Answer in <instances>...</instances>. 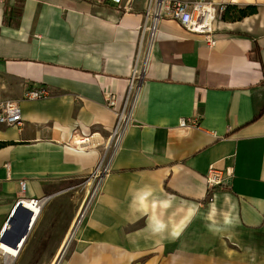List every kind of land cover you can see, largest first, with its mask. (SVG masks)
Here are the masks:
<instances>
[{"label":"crops","instance_id":"obj_1","mask_svg":"<svg viewBox=\"0 0 264 264\" xmlns=\"http://www.w3.org/2000/svg\"><path fill=\"white\" fill-rule=\"evenodd\" d=\"M208 1L230 8L216 46L167 18L149 51L156 0H0V101L23 119L0 126V231L21 182L49 198L20 264H188L189 249L197 264H264V0ZM135 68L133 124L77 225L82 207L59 187L107 165V100ZM40 88L51 96L24 99ZM211 167L227 179L213 204Z\"/></svg>","mask_w":264,"mask_h":264},{"label":"built area","instance_id":"obj_2","mask_svg":"<svg viewBox=\"0 0 264 264\" xmlns=\"http://www.w3.org/2000/svg\"><path fill=\"white\" fill-rule=\"evenodd\" d=\"M115 3H120L121 0H113ZM227 10V5H217L208 0H193V1H174V0H156L153 12H147V17H150L148 25L144 27V33L147 34V41L149 51L152 50L157 38V29L159 21L163 19H171L179 23L188 32L208 37V44L213 47L216 46V41L210 38L213 33V26L216 22L222 21L223 16ZM137 76L140 79L141 73L137 68L134 69L133 77L129 83V88L125 97H118L112 95L108 97V107L116 114L117 123L111 131L108 149H111L107 159V165L99 171V169L91 176V181L96 182L94 192L91 194V199L97 192L99 182L103 174H107L112 159L116 156L121 148L123 139L128 128L133 124V113L135 110L136 99L138 98L139 86L136 82ZM51 96V93L46 88L29 89L24 95V99L28 101L42 100ZM22 109L19 102L14 100L0 101V126L9 128H21L22 126ZM181 128H198L197 120L187 121L182 119L180 121ZM88 139V138H85ZM226 176L214 167H211L207 183L209 190L212 192L217 188L227 187ZM22 194L16 201L8 221L4 224L0 231V264H8L9 255L3 249V245L9 246L3 242L7 232L10 231V220L15 215L18 209L27 210L32 214V223L34 219L39 218L49 198H27L24 194L27 189V183L21 182ZM38 211V213H37ZM87 211H83L77 220V225L81 224ZM32 223L29 231L32 229ZM26 241V240H25ZM25 241H22L18 247V256ZM11 247V246H9ZM13 248V247H12Z\"/></svg>","mask_w":264,"mask_h":264},{"label":"rangeland","instance_id":"obj_3","mask_svg":"<svg viewBox=\"0 0 264 264\" xmlns=\"http://www.w3.org/2000/svg\"><path fill=\"white\" fill-rule=\"evenodd\" d=\"M95 187H96V182L91 181V178L88 177V178L66 183L64 185H61L59 188L61 192L65 190L64 192L74 194L77 197L75 204L80 205L82 207V209H79L78 211L80 212L79 213L80 215L83 211H88V209L90 208V205H91V202H90L91 195L90 194L94 192ZM217 189H220V188H217ZM217 189L211 192V195L209 196L207 203L213 204L214 202L213 194ZM221 190L222 189H220V191ZM87 197H90V198L87 199ZM29 217H30L29 213L25 212L24 210L22 211V209H20L17 216H15L13 220L11 221L12 224H15V231L11 230L7 232L3 242L11 247L15 246V244L19 241V239L23 237L24 234H26L25 232H27L26 229H27V223H28ZM193 254H194V249L193 250L189 249V258H191V260L189 259L188 264H197L194 256H192ZM205 259H209V264H211L212 262L211 257L205 258ZM13 264H20V259L17 258Z\"/></svg>","mask_w":264,"mask_h":264},{"label":"bare ground","instance_id":"obj_4","mask_svg":"<svg viewBox=\"0 0 264 264\" xmlns=\"http://www.w3.org/2000/svg\"><path fill=\"white\" fill-rule=\"evenodd\" d=\"M83 149V148H82ZM20 211V209H18L17 211H16V213H15V215L14 216H16V214L18 213ZM37 213H38V211H37ZM14 216H13V218H14ZM12 218V219H13ZM34 221L35 222H33L32 223V214H31V216H30V219H29V224H28V230H29V227L31 226V223H32V227L35 225V223H36V218L34 219ZM82 222V221H81ZM25 237V236H24ZM26 237H27V235H26ZM23 238V237H22ZM22 238L20 239V241L22 240ZM20 241H19V243H20ZM19 243L15 246V247H9V246H6V245H3V249L6 251V253H8V259H9V261H8V264H13L14 263V261H15V257L16 256H18V247L20 246L19 245Z\"/></svg>","mask_w":264,"mask_h":264},{"label":"trees","instance_id":"obj_5","mask_svg":"<svg viewBox=\"0 0 264 264\" xmlns=\"http://www.w3.org/2000/svg\"><path fill=\"white\" fill-rule=\"evenodd\" d=\"M229 9H230L229 6H227V10H226V12H225V15L223 16V20L226 18V13H227V11H228ZM239 14H240L241 16H244V15L246 14V12H245V11H240Z\"/></svg>","mask_w":264,"mask_h":264},{"label":"water","instance_id":"obj_6","mask_svg":"<svg viewBox=\"0 0 264 264\" xmlns=\"http://www.w3.org/2000/svg\"><path fill=\"white\" fill-rule=\"evenodd\" d=\"M26 239H27V237H26V236H25V237H23V238H22V240L20 241V243H21L22 241H25ZM20 243H19V244H20Z\"/></svg>","mask_w":264,"mask_h":264}]
</instances>
